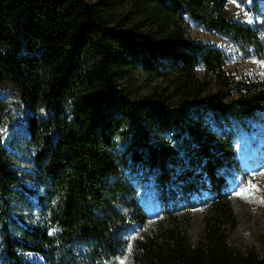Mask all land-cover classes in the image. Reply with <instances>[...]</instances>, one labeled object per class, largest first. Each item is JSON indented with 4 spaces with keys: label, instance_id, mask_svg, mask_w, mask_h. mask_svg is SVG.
Here are the masks:
<instances>
[{
    "label": "trees",
    "instance_id": "obj_1",
    "mask_svg": "<svg viewBox=\"0 0 264 264\" xmlns=\"http://www.w3.org/2000/svg\"><path fill=\"white\" fill-rule=\"evenodd\" d=\"M144 1V28L124 29L90 0H0V83L29 109L39 212L14 215L21 179L0 138V264H264V240L235 251L223 226L241 168L234 128L264 118V77L227 72L226 53L185 35L182 19L258 55L264 28L226 18L224 0ZM134 71L161 85L137 95ZM133 180L167 214L206 205L201 238L130 235L127 221L146 218Z\"/></svg>",
    "mask_w": 264,
    "mask_h": 264
},
{
    "label": "rangeland",
    "instance_id": "obj_2",
    "mask_svg": "<svg viewBox=\"0 0 264 264\" xmlns=\"http://www.w3.org/2000/svg\"><path fill=\"white\" fill-rule=\"evenodd\" d=\"M109 20L123 22L122 28L132 26L143 29L145 22L142 8L144 0H90ZM223 13L226 18L236 20L249 27L260 24L264 28V8L261 0H224ZM131 23V24H130ZM182 29L192 40L217 46L226 53L224 68L235 77H264V54L258 55L234 42L227 33L205 30L192 19L184 16ZM198 76H203L197 68ZM126 84H131L137 95L150 92L161 85L158 78L150 79L139 71L131 73ZM0 83V103L3 105L0 124L2 144L14 163L20 176L16 193L11 199L16 217L25 222H35L39 218L36 207V183L32 176V148L29 147L26 117L27 105L19 98L10 79L4 75ZM3 84V85H2ZM234 149L241 166L230 182L229 201L231 217L223 222L230 248L245 252L249 248L260 250L264 240V118L260 121L249 119L245 126L234 128ZM139 202L146 214L143 223L127 221L130 235L155 236L170 228L182 232L188 242L196 243L202 236L206 205L194 206L167 214L153 194V188L146 181L136 182ZM250 189L245 196L238 192ZM111 264H132L128 255L117 257Z\"/></svg>",
    "mask_w": 264,
    "mask_h": 264
},
{
    "label": "snow or ice",
    "instance_id": "obj_3",
    "mask_svg": "<svg viewBox=\"0 0 264 264\" xmlns=\"http://www.w3.org/2000/svg\"><path fill=\"white\" fill-rule=\"evenodd\" d=\"M247 191H250V189H246V190H242L241 192H238L237 196H245Z\"/></svg>",
    "mask_w": 264,
    "mask_h": 264
}]
</instances>
